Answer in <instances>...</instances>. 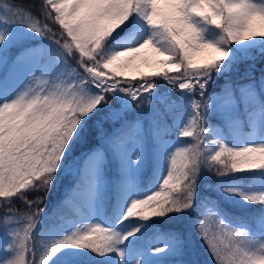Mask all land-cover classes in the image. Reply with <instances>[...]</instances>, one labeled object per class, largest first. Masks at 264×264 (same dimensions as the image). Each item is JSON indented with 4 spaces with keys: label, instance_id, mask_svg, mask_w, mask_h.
I'll use <instances>...</instances> for the list:
<instances>
[{
    "label": "trees",
    "instance_id": "trees-1",
    "mask_svg": "<svg viewBox=\"0 0 264 264\" xmlns=\"http://www.w3.org/2000/svg\"><path fill=\"white\" fill-rule=\"evenodd\" d=\"M246 1L157 0L175 45L172 58L179 60L178 68L167 69L149 50L122 52L111 62L105 57L120 35L144 29L150 0H0V34L15 25L34 29L30 37L0 44V90L17 61L34 58L39 75L32 92L46 90L52 100L33 102L19 120L12 119L18 109L1 116L0 247L17 242L22 264H264L253 258L264 250L256 241L264 233V150L243 151L232 135L240 125L247 130L256 111L264 124V0H251L258 12L251 19ZM187 16L201 33L227 41L224 59L186 50L194 40ZM257 45L261 51L255 54ZM226 62L221 75L213 72ZM89 66L124 88L149 79L169 96L160 101L139 95L111 120L108 108L119 99L89 83ZM194 77L207 92L190 119L177 90ZM78 86L97 93L91 106ZM180 117L186 132H179ZM210 128L224 137L206 153L203 132ZM99 148L107 159L91 174L105 182L96 206L87 208L71 191L85 185L80 160ZM169 151L178 177L169 170ZM129 157L135 159L133 187ZM10 171L14 176L5 184ZM157 174L165 175L159 187ZM120 196L134 199L129 207L121 204V218ZM91 217L106 226L91 237V251L58 261L54 233ZM156 247L161 254L152 253Z\"/></svg>",
    "mask_w": 264,
    "mask_h": 264
},
{
    "label": "rangeland",
    "instance_id": "rangeland-1",
    "mask_svg": "<svg viewBox=\"0 0 264 264\" xmlns=\"http://www.w3.org/2000/svg\"><path fill=\"white\" fill-rule=\"evenodd\" d=\"M91 1V0H87ZM157 0H150L149 8L144 17V29L135 33H127L120 35L116 42L106 51L105 57L107 62L113 61L115 58H119L122 52L129 53L132 50L140 49L142 51H150L153 57H158L162 61V65L167 69H176L179 66V60L173 59L176 55L175 45L170 38V33L162 22V17L158 13L156 8ZM239 4V3H237ZM248 8L249 18H254L257 15L256 8L251 0H247L244 4ZM182 11L185 12V8L182 7ZM192 24L193 39L186 43V50L192 54H213L218 59H224L228 54V43L221 37L210 38L201 33L199 28ZM34 29L30 25H15L8 31L0 34V44L10 41H18L22 38L32 36ZM259 33L261 30L256 28ZM250 43L256 41L255 38L249 39ZM261 51L259 45L256 46L255 54ZM248 57H252L251 53L247 54ZM228 62L224 67H214L213 72L218 75L222 74V71L226 69ZM154 67H150L148 71L154 70ZM87 80L92 86L99 88L101 91H107L112 95L119 98V101L124 103L132 102L134 98L139 95H151L155 98L163 101L169 96L168 90L156 91L154 83L147 79L142 81L138 86L130 85L128 88L120 86L118 80L109 78V76L103 72L98 71L95 67L84 68ZM38 73L35 69L34 58L24 57L17 61L15 64L14 72L9 76V82L2 86L0 90V121L3 113L9 112L8 110L18 109L17 112L12 114V119L19 120L22 116V110L32 105L35 101L44 102L45 105L49 104L51 96L46 90L38 89L32 92L35 87ZM210 75V72L206 73V77ZM225 78V76H224ZM69 81H67L69 87ZM73 80L70 81V83ZM66 85L61 84L59 90L66 91ZM179 89L177 93L180 97L179 101L184 106L183 111H189V118L193 119L202 106L199 97L204 96V92H207V86L203 81L199 82L197 78L193 81L185 80L178 83ZM197 86V88L195 87ZM222 89L227 88V85H222ZM84 89V88H83ZM204 90V91H203ZM80 91L79 96L83 103H87L91 106L97 98L96 92H89L85 94L81 86H78ZM85 91V90H84ZM172 92V91H171ZM176 92V90H175ZM47 100V102H46ZM212 103V101H210ZM210 103V104H211ZM131 108V103L128 106V110ZM125 113V112H124ZM124 113L121 115L123 116ZM182 122V126L179 128V132H186L187 123L183 118H179ZM263 117L261 111H256L252 118L248 122L247 130H244L241 125L235 129L232 133L236 140L238 147L250 154H253L255 150H264V133L261 132L263 127ZM223 133L216 129H206L203 132V139L205 140L204 149L206 153H210L214 147L220 143L223 139ZM169 157V170H171L176 177H178L177 168L173 159L171 151L167 153ZM107 159L105 151L102 149L93 150L82 157L79 163V171L85 175V185L81 189H72L71 194L74 196L80 204L85 207H95L98 201V197L104 186L105 178L100 176L99 173L91 174L93 170L101 166ZM134 157L127 159V170L132 175L135 168ZM15 172H8L5 178V184L8 183L7 178H12ZM18 176V175H17ZM165 175L157 174V185ZM7 179V180H6ZM131 187L136 184L135 179L129 181ZM264 194V187L261 188ZM125 202L129 207L134 202L133 198L127 199L120 196L117 206L116 214L121 218L125 214V209H122L121 204ZM77 212H80L78 206L75 207ZM106 226L98 222L95 218H84V222L78 224L75 227L69 226L64 233H54V242L51 248L54 251V256L58 261L65 262L67 259H74L87 254L91 251L90 239L96 232L101 233ZM10 230V229H9ZM15 237V236H14ZM16 238H19L18 235ZM18 241V240H17ZM257 243L264 249V233L257 238ZM17 243V242H16ZM15 242H10L0 247V264H22L24 262V256L21 248ZM152 253L161 254L159 248H154ZM253 258L258 261H264V250L253 254ZM125 264H131L126 262Z\"/></svg>",
    "mask_w": 264,
    "mask_h": 264
},
{
    "label": "water",
    "instance_id": "water-1",
    "mask_svg": "<svg viewBox=\"0 0 264 264\" xmlns=\"http://www.w3.org/2000/svg\"><path fill=\"white\" fill-rule=\"evenodd\" d=\"M187 21L189 22V21H190V19H189V18H187Z\"/></svg>",
    "mask_w": 264,
    "mask_h": 264
}]
</instances>
